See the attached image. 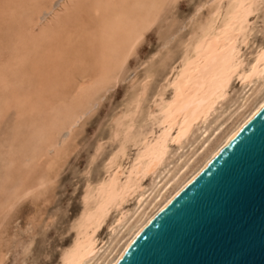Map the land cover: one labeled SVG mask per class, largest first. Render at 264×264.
<instances>
[{"label":"rangeland","instance_id":"obj_1","mask_svg":"<svg viewBox=\"0 0 264 264\" xmlns=\"http://www.w3.org/2000/svg\"><path fill=\"white\" fill-rule=\"evenodd\" d=\"M232 1L0 0V264H60L88 187L119 164L126 171L141 142L159 132V96L170 95L185 53ZM253 7L240 43L244 67L264 45V0ZM118 23L136 33L120 52L113 51ZM235 78L209 132L250 92ZM184 160L186 140L170 143L162 166L143 180V203ZM137 194L110 207L96 230L99 242L116 235L110 227L120 211H128L123 223L132 217Z\"/></svg>","mask_w":264,"mask_h":264},{"label":"bare ground","instance_id":"obj_2","mask_svg":"<svg viewBox=\"0 0 264 264\" xmlns=\"http://www.w3.org/2000/svg\"><path fill=\"white\" fill-rule=\"evenodd\" d=\"M255 1L233 0L227 11L220 17H218L219 12H215L212 21L206 24L200 36L196 35L198 39L192 45L190 54L185 53L187 59L185 67L174 80L172 79V83L170 82L172 86L170 95L164 98L165 96L161 94L160 101L156 103L161 125L159 132L152 136L153 138L150 136L152 139L141 142L126 171L125 166L119 164L117 169L107 173V177L102 179L96 188L91 190L88 187L84 196L85 205L76 221V234L70 245L62 250L60 264H113L142 225L195 175L235 130L264 104V45L256 50L246 67L239 55L240 43H245L249 36L248 23L254 13ZM129 28L127 23L116 24L114 31L118 38L113 41V51L120 52L125 42L136 39V33ZM103 54L105 55L106 52ZM108 55L109 53L104 58ZM234 78L238 79L242 86L250 87V92L224 121L219 122L209 132L207 127L209 118L227 96L230 81ZM125 116L127 114L124 118ZM198 125H201V128H199L197 144L191 143V137ZM126 132L128 135V130ZM185 140L186 160L182 161L173 172L168 170L166 177L157 185V190L150 191L145 199L146 202L143 203L146 194L143 191V180L147 175L155 174L162 166L169 152L170 143L181 146ZM117 151L114 158H117ZM118 152L121 155L124 153L123 145ZM110 159L108 162L112 165L115 159L113 156ZM115 162L118 160L116 159ZM155 177L158 178L159 175L156 174ZM135 194L138 195V209L125 223L123 222L128 211H120L110 227L116 235L110 243L102 240L99 242L96 230L104 221L107 211L111 210V206L121 207L128 196ZM116 227L119 228L118 232ZM103 245L104 253L94 259Z\"/></svg>","mask_w":264,"mask_h":264},{"label":"water","instance_id":"obj_3","mask_svg":"<svg viewBox=\"0 0 264 264\" xmlns=\"http://www.w3.org/2000/svg\"><path fill=\"white\" fill-rule=\"evenodd\" d=\"M113 264H264V104L142 225Z\"/></svg>","mask_w":264,"mask_h":264}]
</instances>
